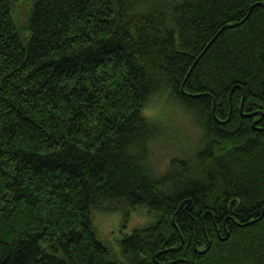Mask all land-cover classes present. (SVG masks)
<instances>
[{
    "label": "trees",
    "instance_id": "trees-1",
    "mask_svg": "<svg viewBox=\"0 0 264 264\" xmlns=\"http://www.w3.org/2000/svg\"><path fill=\"white\" fill-rule=\"evenodd\" d=\"M61 259L264 264V0H0V264Z\"/></svg>",
    "mask_w": 264,
    "mask_h": 264
},
{
    "label": "rangeland",
    "instance_id": "rangeland-1",
    "mask_svg": "<svg viewBox=\"0 0 264 264\" xmlns=\"http://www.w3.org/2000/svg\"><path fill=\"white\" fill-rule=\"evenodd\" d=\"M31 33V31H30ZM22 37L23 30L21 31ZM171 103L168 99L163 96L155 97L149 107V114H151L155 119L168 122L169 120L174 121L173 123H178L177 126L180 128L173 127L171 129V134H179L184 139L190 140L194 137L193 127L190 124V117L180 110L172 108ZM171 117V118H170ZM183 123V124H182ZM187 123L188 126H186ZM181 141L175 142L171 146H162L163 143H159L156 146L157 156L162 158L163 163H161L163 168L166 166V161L171 156L182 148L180 144ZM163 147V148H162ZM151 221V217L147 214L146 210L140 213L133 214L130 220H126L119 212L115 213H98L96 215V222L99 229L104 237H107L114 241L116 238L120 237L124 232H130L135 226H144Z\"/></svg>",
    "mask_w": 264,
    "mask_h": 264
},
{
    "label": "snow or ice",
    "instance_id": "snow-or-ice-1",
    "mask_svg": "<svg viewBox=\"0 0 264 264\" xmlns=\"http://www.w3.org/2000/svg\"><path fill=\"white\" fill-rule=\"evenodd\" d=\"M47 247V246H46ZM175 247H179V245H176ZM37 264H38V262H37ZM59 264H63V259H61V261L59 262Z\"/></svg>",
    "mask_w": 264,
    "mask_h": 264
},
{
    "label": "water",
    "instance_id": "water-1",
    "mask_svg": "<svg viewBox=\"0 0 264 264\" xmlns=\"http://www.w3.org/2000/svg\"><path fill=\"white\" fill-rule=\"evenodd\" d=\"M254 126H255V122H254ZM228 237V234L226 235V237H224V238H227Z\"/></svg>",
    "mask_w": 264,
    "mask_h": 264
}]
</instances>
